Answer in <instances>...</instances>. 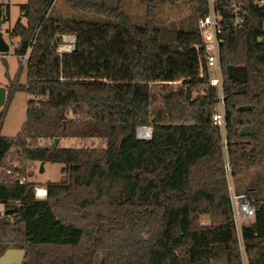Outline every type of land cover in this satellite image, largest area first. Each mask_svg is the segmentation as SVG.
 I'll list each match as a JSON object with an SVG mask.
<instances>
[{
    "label": "trees",
    "instance_id": "obj_1",
    "mask_svg": "<svg viewBox=\"0 0 264 264\" xmlns=\"http://www.w3.org/2000/svg\"><path fill=\"white\" fill-rule=\"evenodd\" d=\"M55 1L28 0L21 5L27 23L19 19L8 30L18 38V57L32 49L26 82L17 76L7 86L0 130L11 95L31 98L22 133L0 132V166L29 177L28 161L62 163L65 178L48 182L41 200L28 180L0 183V202L20 201L8 212L13 218L0 214V256L13 244L25 249L22 264H244L243 246L249 264H264V178L244 191L256 216L243 221L240 238L223 136L213 122L218 93L207 73L200 76L197 21L207 0H192L196 26L174 38L155 26L151 3L145 24L137 25L106 0L67 1L116 21L54 16ZM253 1L245 0L246 20L225 33L221 51L233 176L264 162V9ZM8 16L0 3V30ZM65 35L75 36L76 47L60 52ZM229 66L247 71L246 93H235L241 82ZM179 80L174 89L170 82ZM243 105L252 108L240 111ZM64 124L63 137H99L105 145L40 146V139L59 137ZM247 124L254 135L240 133ZM143 126L152 128L151 138L138 137ZM201 215L211 223L201 224Z\"/></svg>",
    "mask_w": 264,
    "mask_h": 264
},
{
    "label": "rangeland",
    "instance_id": "obj_2",
    "mask_svg": "<svg viewBox=\"0 0 264 264\" xmlns=\"http://www.w3.org/2000/svg\"><path fill=\"white\" fill-rule=\"evenodd\" d=\"M28 0H0V3L9 6V16L7 21L3 25L4 32L13 28L15 23L22 19L21 5ZM99 2L100 0H95ZM111 6H117L127 13L135 24L144 25L148 19L149 4L155 7L154 11V24L157 28H161L164 33L170 38H174V34L181 28L189 29L196 26V3L192 0H106ZM51 13L54 16H60L68 19H77L82 21H116L115 18L89 11L79 10L74 8L67 0H56L51 9ZM5 40L10 46V50L4 55H0V86H9L12 81L18 76L20 82L25 83L27 80L26 72V60L27 58L18 57L15 54L16 47L19 44L18 40L10 38L9 35H5ZM63 49L68 45L74 44V36L67 35L63 38ZM20 65H23V71L20 73ZM174 89L182 86V80L170 82ZM198 91L193 93V97L199 94ZM31 98L24 91L14 92L9 103L6 105V112L1 124V134L15 138L22 133L27 119V106L28 101ZM5 107V106H4ZM0 108V112L4 108ZM219 105L217 104L216 110ZM150 128L149 126H146ZM151 129V128H150ZM143 134V133H141ZM147 136L148 134L144 133ZM223 139V138H222ZM224 140V139H223ZM222 140V141H223ZM40 142V141H39ZM47 146H51L53 141L46 139ZM223 143V142H222ZM40 144V143H39ZM61 147H83V146H101L105 145V142L99 137H88L84 139L75 137H62L59 143ZM224 152V151H223ZM224 152V167L227 175V182L230 190V196L232 191L235 193H245L244 191L248 186L256 183L258 178L262 176L264 178V162L261 164L251 165L249 167L242 168L238 174L232 175V167L230 159ZM14 164H20L14 163ZM41 161H28L26 163V170L31 173L27 180L35 185L46 186L48 182L61 181L65 178L63 173L64 164L46 162L44 165L45 170L41 171ZM21 166V165H20ZM227 166L229 169H227ZM239 191V192H238ZM248 194V193H246ZM250 198H253L248 194ZM201 224H210L211 218L208 215H201Z\"/></svg>",
    "mask_w": 264,
    "mask_h": 264
},
{
    "label": "built area",
    "instance_id": "obj_3",
    "mask_svg": "<svg viewBox=\"0 0 264 264\" xmlns=\"http://www.w3.org/2000/svg\"><path fill=\"white\" fill-rule=\"evenodd\" d=\"M253 4L259 9H264V0H254ZM207 11L200 15L197 21V26L199 33L202 37L201 48L203 52L201 54V68L200 76H204L205 73L208 75V85L216 87L218 93V105L219 108L213 113V122L221 131L223 136V149L227 154L228 142L226 139V110H225V90H224V74L221 61V51L222 46L225 42V33L231 29H238L242 26L247 17L246 2L245 0H207ZM263 34L260 36L259 40L264 41V23H263ZM67 35L64 36V38ZM76 38L74 36V43ZM35 40H33V43ZM64 42V40H63ZM62 42V43H63ZM62 44L59 46V51H71L73 50V45H68L65 49L61 48ZM199 49L200 46L197 45ZM32 47H29L27 54L23 55L21 58L26 57L28 61ZM151 128V127H150ZM147 128L146 126L139 127L138 137L150 138L152 133V128ZM150 129L147 136L140 133L142 130ZM139 137V138H140ZM46 139H40L42 143ZM18 164H14L17 167ZM227 169L228 166H227ZM0 183L8 179L9 177L14 178L23 183L27 181V177L19 176L14 174L12 168L5 166H0ZM34 194L36 199L47 198L48 191L46 187L36 185L34 187ZM231 202L234 213V220L237 226L239 236L241 238V228L242 222L247 219H254L256 216V207L252 204V199L246 193H235L232 191ZM19 200H10L9 202H0V214L2 217L7 216L8 218H13V214H8L10 210H13L15 206H19ZM243 256L246 259L244 247L241 246Z\"/></svg>",
    "mask_w": 264,
    "mask_h": 264
},
{
    "label": "water",
    "instance_id": "obj_4",
    "mask_svg": "<svg viewBox=\"0 0 264 264\" xmlns=\"http://www.w3.org/2000/svg\"><path fill=\"white\" fill-rule=\"evenodd\" d=\"M76 44H73V49H75ZM10 50V46L8 42L5 40L4 34L2 30H0V53H7ZM228 73L238 79L241 82V85L235 91L236 94H244L246 93V85L245 82L247 81V71L240 72L237 69L228 67ZM7 101V88L5 86H0V108L4 107ZM250 105H243L239 107L240 111H247L251 110ZM67 133V125L64 124V127L60 133L59 137H56L52 143L54 147H57L60 143L61 138L64 134ZM240 133L242 135H254L255 128L251 124L244 125ZM152 134V133H151ZM152 136V135H151ZM140 137V136H139ZM142 138V137H140ZM151 138V137H150ZM41 171H44V163L42 162ZM25 258V249L23 247H15L13 244L4 252L3 255L0 256V264H22Z\"/></svg>",
    "mask_w": 264,
    "mask_h": 264
},
{
    "label": "crops",
    "instance_id": "obj_5",
    "mask_svg": "<svg viewBox=\"0 0 264 264\" xmlns=\"http://www.w3.org/2000/svg\"><path fill=\"white\" fill-rule=\"evenodd\" d=\"M26 19V18H25ZM24 23H27V20L24 22ZM2 32H3V34H4V37H5V35L7 34V35H9V33H8V31H6V33L4 32V29L2 30ZM11 38V37H10ZM18 40V38L17 37H14V40ZM6 53H0V55L1 56H4ZM25 65H27V63L25 64ZM6 87V86H5ZM7 88V87H6ZM8 95V94H7ZM5 106V105H4ZM62 139V138H61ZM60 142H61V140H60ZM48 144H47V142H46V140H44L42 143H40V146H47ZM44 163V162H43ZM46 163H44V165H45ZM41 167H42V165H41ZM44 170H45V167H44ZM36 186V185H35ZM38 186H42V187H46V186H43V185H38ZM47 188V187H46ZM243 223V222H242ZM244 264H249V262H248V260H247V258L245 259L244 258Z\"/></svg>",
    "mask_w": 264,
    "mask_h": 264
},
{
    "label": "bare ground",
    "instance_id": "obj_6",
    "mask_svg": "<svg viewBox=\"0 0 264 264\" xmlns=\"http://www.w3.org/2000/svg\"><path fill=\"white\" fill-rule=\"evenodd\" d=\"M149 131H150V129H146V130H142V131H140V133H143V134H144L145 132H146V133H149Z\"/></svg>",
    "mask_w": 264,
    "mask_h": 264
}]
</instances>
